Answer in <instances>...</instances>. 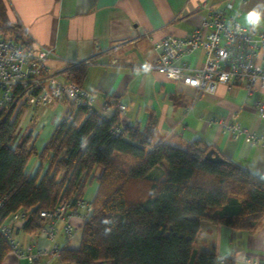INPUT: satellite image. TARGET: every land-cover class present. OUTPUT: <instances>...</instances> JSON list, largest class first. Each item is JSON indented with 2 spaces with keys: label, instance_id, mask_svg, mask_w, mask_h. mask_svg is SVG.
Returning a JSON list of instances; mask_svg holds the SVG:
<instances>
[{
  "label": "trees",
  "instance_id": "16d2710c",
  "mask_svg": "<svg viewBox=\"0 0 264 264\" xmlns=\"http://www.w3.org/2000/svg\"><path fill=\"white\" fill-rule=\"evenodd\" d=\"M0 34L31 47L21 27L2 17ZM84 74L82 65L65 72L66 80L79 85ZM24 104L0 107L1 221L23 209L21 229L36 232L41 210L64 198L75 205L95 167L101 168L80 245L60 248L59 262L219 264L214 247L194 248L202 222L251 232L264 218V178L198 140L183 146L155 140L151 117L144 126L129 125L123 135L114 136L111 128L119 124L116 109L105 119L72 107L38 151L31 131L17 133ZM209 150L218 157L206 158ZM32 156L38 157L39 165L29 176L26 166ZM157 167L161 171L153 175ZM9 251L0 233V264ZM223 261L232 264V259Z\"/></svg>",
  "mask_w": 264,
  "mask_h": 264
},
{
  "label": "crops",
  "instance_id": "0c3cea01",
  "mask_svg": "<svg viewBox=\"0 0 264 264\" xmlns=\"http://www.w3.org/2000/svg\"><path fill=\"white\" fill-rule=\"evenodd\" d=\"M227 1L239 11L242 25L264 34V0H0V17L17 23L33 49L41 46L52 50L47 66L59 79L66 80L67 69L84 66L81 85L93 92V109L110 118L116 104L125 105V112L119 115L122 128L144 126L151 117L155 121V140L178 146L198 140L264 178V116L254 106L255 100L264 103L263 91L249 93L240 86L219 84L214 93H203L150 70L158 57L155 41L166 35L185 36ZM191 60L201 65L203 51H197ZM24 103L18 129L30 127L33 146L40 151L72 106L66 101H51L44 108ZM221 122L238 123L248 133H255L259 142L252 144L245 134H224ZM38 165V157L32 156L26 173L32 176ZM100 173L101 168L95 167L84 198L92 199ZM71 222L78 226L77 219ZM57 226L53 239L24 232L19 225L14 226V237L33 251L53 247L78 249L81 231L67 238L60 222ZM211 247L215 248L219 264H224V258L232 259V264H264V218L251 232L202 222L194 248ZM1 264L59 261L47 253L29 262L10 250Z\"/></svg>",
  "mask_w": 264,
  "mask_h": 264
},
{
  "label": "built area",
  "instance_id": "2783aa9c",
  "mask_svg": "<svg viewBox=\"0 0 264 264\" xmlns=\"http://www.w3.org/2000/svg\"><path fill=\"white\" fill-rule=\"evenodd\" d=\"M239 16L234 4L227 1L223 8L212 10L207 19L185 36L166 35L155 41L153 46L158 57L150 70L203 93H214L219 84L240 86L249 93L255 90L264 92V34L242 25ZM199 50L203 51V62L197 66L191 58ZM52 55L49 48L26 47L12 37L0 34V107L9 108L13 104L16 107L18 103L30 102L44 108L51 101H66L74 109L86 108L87 112H96L107 119L93 109L91 90L73 81L61 80L48 70L47 62ZM254 106L264 116V103L255 100ZM116 109L118 115L125 112L123 104H116ZM210 121L216 123L214 119ZM221 129L231 137L245 134L252 144L259 142L255 133H248L236 122H221ZM111 133L123 135V128L114 125ZM2 203L3 199H0V207ZM91 210L90 199L79 198L73 206L70 200L61 199L53 208L39 212L41 227L36 232L53 239L58 232L57 222H60L63 233L71 238L75 231L82 230ZM73 219L78 220V226H73ZM24 220L23 209L11 214L7 222L0 220V233L8 241L10 250L29 262L47 253L58 259L57 247L33 251L29 245H20L15 240L14 226H21ZM59 264L72 263L61 261Z\"/></svg>",
  "mask_w": 264,
  "mask_h": 264
},
{
  "label": "rangeland",
  "instance_id": "374dc122",
  "mask_svg": "<svg viewBox=\"0 0 264 264\" xmlns=\"http://www.w3.org/2000/svg\"><path fill=\"white\" fill-rule=\"evenodd\" d=\"M48 70H49V68H48ZM50 71V70H49ZM51 72V71H50ZM52 73V72H51ZM93 93V92H92ZM125 106V105H124ZM117 110V109H116ZM42 120H48V118H42ZM34 129H35V126L32 124L31 125ZM36 131H38L39 130V128H38V126H36ZM124 129V128H123ZM24 130V131H23ZM28 131H31V128L30 127H28V128H26V129H23V128H21V129H17V133H18V135H21V134H19L20 132H22L23 134H26ZM164 165H165V163H164ZM161 170H160V167H157L153 172H152V174L153 175H155V172H160ZM159 177H163V174H161ZM59 249V248H58Z\"/></svg>",
  "mask_w": 264,
  "mask_h": 264
},
{
  "label": "water",
  "instance_id": "95a60500",
  "mask_svg": "<svg viewBox=\"0 0 264 264\" xmlns=\"http://www.w3.org/2000/svg\"><path fill=\"white\" fill-rule=\"evenodd\" d=\"M214 152V157H212V153ZM218 157V154L213 151V150H209L207 153H206V158H209V159H216Z\"/></svg>",
  "mask_w": 264,
  "mask_h": 264
}]
</instances>
